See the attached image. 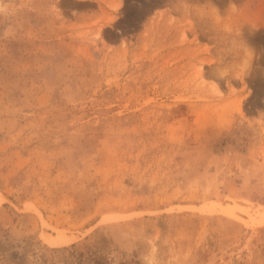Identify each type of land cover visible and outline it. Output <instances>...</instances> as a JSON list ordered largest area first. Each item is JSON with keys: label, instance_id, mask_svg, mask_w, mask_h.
<instances>
[{"label": "rangeland", "instance_id": "obj_1", "mask_svg": "<svg viewBox=\"0 0 264 264\" xmlns=\"http://www.w3.org/2000/svg\"><path fill=\"white\" fill-rule=\"evenodd\" d=\"M0 264H264V0H0Z\"/></svg>", "mask_w": 264, "mask_h": 264}]
</instances>
